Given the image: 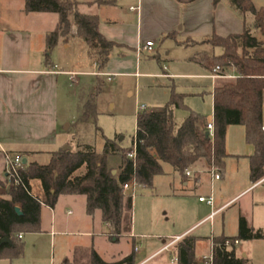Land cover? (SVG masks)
I'll return each mask as SVG.
<instances>
[{"label": "crops", "instance_id": "obj_1", "mask_svg": "<svg viewBox=\"0 0 264 264\" xmlns=\"http://www.w3.org/2000/svg\"><path fill=\"white\" fill-rule=\"evenodd\" d=\"M75 1L81 3L82 10L98 13L100 32L117 44L108 64L116 55L122 56L118 57L122 60L130 55L139 60L147 51L144 50L141 54L137 52L138 45L145 43L142 31L140 32L142 21L147 19L156 22L161 5L175 11L171 19L168 18L163 33L172 34L181 22V11L198 13L196 24L199 23L200 27L196 32L192 30L191 23H183L184 27L189 25L186 31L189 39L183 41L186 42L183 43L185 46L191 42L195 44L194 41L199 42L213 34H240L245 26L243 17H237L223 5L216 6L214 0H195L191 3H180L177 0H134L136 4H132L130 10L132 7L137 8L132 9L137 15L136 25L122 13L123 5L131 0H107L98 6L89 5L96 0ZM14 2L18 0H0L1 5L9 8L17 4L20 18L24 21L18 26H0V195L3 197H8L10 187L7 159L9 156L20 155L23 159L27 158V162L47 164L53 152L69 145L68 132L73 121L61 118L60 112L64 105L61 87L69 74L78 72L74 65H70L68 69L61 68L49 57L50 54L47 55L46 36L56 28L58 21L55 24L54 19H51L48 25L47 20L50 17L44 15L46 12L27 13L25 1ZM212 14L214 22L208 18ZM29 19L36 23L30 26ZM246 19L248 23L254 21L253 15H247ZM255 35L259 39V35L264 37L260 31H256ZM77 37L74 28L68 41L60 39L63 48L71 52L77 43ZM91 60L97 71L80 72L94 76L100 74L111 80V72L105 70L108 64L103 72H100L97 62L93 58ZM81 62L86 63V59L82 58ZM189 63L198 67L197 73H170L165 66L163 73L144 75L167 78L173 80L174 85L176 78H192V83H177L182 87L179 93L189 98L210 93L212 113L204 114L195 109L206 117V126L208 120L214 119L215 87L221 79L233 78H213V72L203 69L190 59ZM226 73L234 75V78L238 77L234 68ZM135 75L141 76L139 72ZM254 151V146L246 141L245 126L229 125L226 136L227 156L220 180L212 182L209 165L205 160L191 166L188 169L191 174L186 173L185 177L172 166L166 168V164H163L164 179L158 180L155 177L153 187L147 190V195L138 197L135 194L133 197L132 230L119 238L112 235L111 228L103 221L100 210H96L92 215L87 212L86 196L62 194L55 207L45 204L42 206L41 231L20 233L24 243V257L21 260L25 264H55L56 261L58 264L65 261L70 264L75 261L88 264L91 251L94 250L107 264H116L133 252L135 264H170V255L169 261L161 256L172 251L176 259L173 264H178L175 247L185 236L193 235L197 238L195 257L199 264L202 257L209 253L207 251H210L214 237L239 235L241 218L245 219L249 228L264 232V176L256 182L251 180L250 157ZM43 154H47L49 160L40 163L39 157ZM120 166L114 168L117 176L121 171ZM160 183L165 185L163 192H160ZM216 183L219 184L217 194L213 190ZM31 185L33 193L43 198L40 180H32ZM210 195L214 196L213 205L199 199L201 196ZM160 197L165 199L160 201ZM147 200H150L151 206ZM176 237L181 239L169 249L163 250ZM242 240L261 239H239ZM136 245H140L138 251L135 250ZM46 252L48 257L50 255L49 262L46 257H42V253ZM237 255L247 257L251 261L247 252ZM0 264L14 263L2 258Z\"/></svg>", "mask_w": 264, "mask_h": 264}, {"label": "trees", "instance_id": "obj_2", "mask_svg": "<svg viewBox=\"0 0 264 264\" xmlns=\"http://www.w3.org/2000/svg\"><path fill=\"white\" fill-rule=\"evenodd\" d=\"M24 1L27 13L58 14L56 28L46 36L47 55L61 38L68 41L75 28L76 35L87 45L88 54L103 72L117 44L100 32L98 13L82 10L81 3L75 0ZM177 1L191 3L195 0ZM220 1L214 0V4ZM229 1L243 17L244 31L227 36L213 34L201 43L220 48V53L199 52L190 58L209 72L219 66L222 72L234 68L238 74L233 79H221L215 87L214 137L206 134V117L187 107L184 103L186 95L176 91L173 84L171 97L163 108L142 111L137 115L134 136L137 143L136 161L128 158L129 149H124L112 139H105L99 152L95 140L88 138L84 131L85 123L89 120L96 123L98 114L97 100L102 90V75H96V81L83 85L79 92L81 117L72 124L74 134L68 141L71 148L53 152L47 164L22 163L18 170L20 182L16 183L13 177L8 197L0 195V259L23 256L24 243L19 234L41 231L42 206L55 207L62 194L85 195L87 212L92 215L100 210L113 236L119 238L129 234L132 230L133 196L123 190V184L134 178L139 185L152 188L154 178L164 174L163 164H169L183 177L191 166L201 160L213 162L222 172L227 156L229 125H244L246 141L254 146V154L250 157L251 180L256 182L264 176V40L255 35L256 31L264 35V7H256L253 0ZM106 2L96 0L89 5L98 6ZM249 13L254 17L253 23H248L246 19ZM180 107H186L188 115L178 125L175 111ZM99 131L96 126V135ZM115 155L122 158L118 176L112 173L114 167L108 160ZM32 180H40L43 198L33 193ZM16 206L20 207L21 214L16 211ZM5 237H9L11 242H3ZM235 239H264V232L249 228L245 219L241 218L238 236L213 238L214 264H251L247 257L237 255L236 245H226L227 240ZM196 241L195 236L187 235L177 244L175 253L178 264L198 263L195 257ZM63 264L70 263L65 261ZM72 264L83 263L75 261ZM88 264L107 263L92 250ZM116 264H135L134 252Z\"/></svg>", "mask_w": 264, "mask_h": 264}, {"label": "rangeland", "instance_id": "obj_3", "mask_svg": "<svg viewBox=\"0 0 264 264\" xmlns=\"http://www.w3.org/2000/svg\"><path fill=\"white\" fill-rule=\"evenodd\" d=\"M20 1V2H19ZM23 0H18L21 3ZM256 7H264V0H253ZM135 5L136 2L131 0L127 2L124 6L123 14L128 17V20L134 22L136 25L137 15L136 12L132 9L130 10L131 5ZM223 5L225 9L233 12L237 17L242 18L240 12H238L230 3L229 0H221L216 6ZM171 10V11H170ZM36 13V12H33ZM20 11L17 4H14L12 7H5L0 4V26H18L19 24L24 23L21 20ZM175 11L170 9V7L162 6L160 11L156 16L157 21H149L144 19L142 21V33L143 42H146L145 38H151L155 42L154 51L144 52L139 60L135 58L126 57L124 60L120 55H116L114 59L108 64V68L105 70L111 72V80L106 76H101L102 80V90L98 96L97 100V118L96 123L92 120H89L84 125V131L88 138L95 140L97 150L100 152L103 148L105 139H112L118 141V143L126 150L131 149L133 146L134 136L136 134V124H137V111L136 106L140 104H145L150 110H158L164 107V105L169 101L172 94V85L173 80L162 77H150L144 75L145 73L159 74L163 73V68L168 67L170 73H183V74H193L198 72V67L189 63V59L196 55L199 52H209V53H219L220 48H214L210 44L206 43H196L192 42L187 46L183 45V41L189 39L186 35V31L189 29V25L186 27L183 26L184 22L192 24V30L196 32L197 28L200 27V24H196L198 21V13L181 11V22L177 25L172 33L173 36H169L171 33H163L162 30L168 21V18L173 16ZM196 14V15H195ZM44 15H47L49 18L48 25L51 23V19H54L55 24L58 21V14L54 12H46ZM252 16V14H248ZM209 21L214 22V16L208 17ZM35 24V21L29 19L28 24L32 26ZM53 26V25H52ZM141 26V24H140ZM52 28V27H51ZM54 28V27H53ZM261 39L262 35H259ZM194 38V37H193ZM200 40V38H198ZM77 43L73 47L71 52H68L63 48V42L60 40L55 48L50 53V58L57 63L62 68H70V65H74L77 73L69 74L66 78V81L63 82L61 87V96L63 94L64 105L62 111L60 112L61 118H67L76 122L81 117L80 103H79V92L82 90L83 85L92 84L96 81L97 77L94 75H88L80 71H97L96 67L93 64L88 52L87 45L80 39L76 38ZM82 58L86 59V63L81 62ZM88 61V62H87ZM121 63V64H120ZM81 64V65H80ZM110 67V68H109ZM112 69V71H109ZM139 72L141 76H136L135 73ZM79 80V82H78ZM192 83V78H176L175 87L176 91H180L182 88L177 83ZM67 92V94H66ZM69 97V99H67ZM184 103L187 107L192 110L198 109L201 113L211 114V95L210 93H205L203 96L194 95L185 97ZM188 115L186 107H180L175 111V118L177 124L180 125L184 118ZM95 123V124H94ZM96 126L99 127V134L96 135ZM69 136L72 137L74 134V128H71L68 132ZM49 156L43 154L39 157L40 163L48 162ZM109 164L114 168H119L122 164V158L119 155L111 156L108 158ZM205 162L209 165V170L211 169L212 162ZM170 165L166 164L165 167ZM171 167V166H170ZM82 172V171H81ZM161 174L156 176L158 180H163ZM157 180V181H158ZM154 184V183H153ZM161 191L163 192L166 188L163 183H160ZM264 187V186H262ZM219 184L214 185V193H218ZM136 196L147 195V188L142 185H138L136 188ZM214 194V195H215ZM85 197V195H82ZM160 201L165 199L163 197L159 198ZM148 204L151 206L150 200H147ZM159 203V202H157ZM192 216V215H191ZM188 220V219H187ZM236 253L240 254L242 252H247L251 259L252 264H264V239L246 241L242 240L235 246ZM211 251V249H210ZM210 251H207L210 253ZM46 254L42 253V257H46L49 262V257ZM171 256L170 264H173L175 261L173 252H168L167 254L162 255L169 261L168 256ZM8 259V261L13 262L14 264H25L22 262V258ZM152 263V262H151ZM30 264V263H28ZM55 264H58L56 261ZM84 264V263H83Z\"/></svg>", "mask_w": 264, "mask_h": 264}, {"label": "built area", "instance_id": "obj_4", "mask_svg": "<svg viewBox=\"0 0 264 264\" xmlns=\"http://www.w3.org/2000/svg\"><path fill=\"white\" fill-rule=\"evenodd\" d=\"M131 9L134 10L137 8L132 7ZM154 46H155V42L153 40L146 41L144 44L141 43L138 45L137 52H138V54H141L142 51H144V50L151 52L154 50ZM211 77H213V78H216V77L234 78L235 76L232 74L226 73V72H222V69L218 66L214 69L213 73H211ZM136 111H137L136 113L138 115L142 111H148V108L145 104H140V105L136 106ZM206 129L208 130L209 135L213 138L214 137V131H215L214 119L207 121ZM136 147H137V143H136V139H134L132 148L127 151L128 158L132 159L133 161H136V157H137ZM7 159H8V180H9V183H11V179L13 177L15 178L16 183L20 182V178L18 176V170L22 167L23 157H21L20 155H16L14 157L9 156ZM186 173L188 175L191 174V172L189 170H187ZM210 173L212 176V182L216 181V180H220L222 177V172H221L220 168L217 165H215L214 163L211 166ZM138 185L139 184L133 178L132 180L123 184V190L127 193H130L134 197L136 194V190H137L136 188ZM199 199H200V201L205 202L209 205L214 204V196L213 195L201 196ZM19 237L22 238V234H19ZM180 239H181V237L174 238L173 241L170 242L169 244H167L163 250L169 249L173 243L177 242ZM238 243H239V239H235L234 241H232V240L226 241V245L229 247L232 245H237ZM139 248H140V245L135 246L136 251H138ZM201 261L205 262L206 264H214L213 241L211 243L210 253L204 255L202 257Z\"/></svg>", "mask_w": 264, "mask_h": 264}, {"label": "water", "instance_id": "obj_5", "mask_svg": "<svg viewBox=\"0 0 264 264\" xmlns=\"http://www.w3.org/2000/svg\"><path fill=\"white\" fill-rule=\"evenodd\" d=\"M207 136H209V132L207 131ZM71 148V146L70 145H65L64 147H63V149H70ZM23 163H27V158H24L23 159ZM116 170H113L112 171V173L115 175L116 174ZM16 211L19 213V214H21V210H20V207L19 206H16ZM3 242H11V240H10V238L9 237H5L3 240H2ZM198 264V263H197Z\"/></svg>", "mask_w": 264, "mask_h": 264}]
</instances>
